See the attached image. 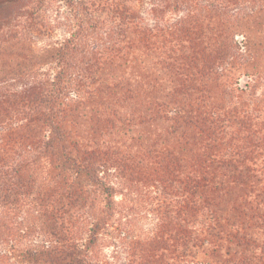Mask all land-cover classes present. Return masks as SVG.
<instances>
[{"label":"trees","instance_id":"16d2710c","mask_svg":"<svg viewBox=\"0 0 264 264\" xmlns=\"http://www.w3.org/2000/svg\"><path fill=\"white\" fill-rule=\"evenodd\" d=\"M128 1L42 0L40 5L27 8V29L10 28L0 36V106L12 108V132L22 127L18 126L17 117L30 124L44 125L46 129L37 127L39 132L27 129L30 136L22 138L32 144L33 150L35 147L39 150L33 163L39 156L51 162L44 166L45 175L39 182L31 174H20L16 168L13 170L15 174H9L6 182L0 181V204H8L14 193L20 194L22 190L28 197L33 195L34 203L31 201L30 207L33 206L37 214L32 218L22 216L20 223L25 228L22 229L24 237L35 238L32 245L18 247L16 243L0 237V264H94L89 256L91 245L97 239L101 226L107 224L115 212V187L107 176L112 169L107 167L108 162L97 165L95 153L80 150L77 143H73V148L81 156L72 154L65 143L69 135L66 136L63 129L66 118L75 115L68 112H74L85 86L89 81H97L94 80L97 72L93 69L99 63L104 64L102 60L112 61L124 49L130 52L139 42L146 48L161 45L163 50L170 51L172 59L173 54L179 52L175 62L186 61L185 64L197 67L202 64L201 75L204 77L207 76L206 70L215 66L217 73L231 66L243 69L247 75L257 79L262 78L258 69L264 60V17L260 16L264 11V0H151L147 15L142 11L145 0H139L136 6ZM18 2L20 0H0V29L6 25L5 11L12 15ZM53 2L58 3L56 15L63 20L59 24L65 27L67 34L62 40L43 47V55L38 56L33 48L34 38L52 32L46 15ZM99 8L109 9L114 18L112 24L102 22L99 26L95 22L92 13ZM169 12L178 18L171 17ZM38 18L44 22L35 23ZM130 30L136 34L137 42L129 38ZM238 36L242 37L241 41ZM212 46L216 47L214 52L208 53ZM248 69H252V74H248ZM152 86L155 85L149 80L139 88ZM172 89L180 95L181 90ZM142 91L145 97L151 98L146 90ZM159 107L160 116L152 113L153 117H145L144 121H170L178 129L198 125L206 129L210 122L211 127L207 131L201 129L203 133L225 130L233 112L234 116L239 114L235 108L224 116L215 113L201 118L200 114L186 112L180 106L172 110L167 104ZM244 117L251 120L250 113ZM252 141L248 142H251L248 147L236 145L222 157L210 159L222 167H234V174L209 173L201 167L200 174L188 176L186 183L176 175L168 174L172 176L168 180L171 185L174 182L180 184L175 190L180 194L182 190V195L175 198L176 195L168 193L163 198L161 216L168 225L175 224L179 231L171 240L176 243V248L183 249L180 264L199 263V255L209 260L205 264H234L236 259V264H247V257H238L239 250L232 246L244 251L251 244V238L248 239L246 234L239 237L241 231H246L245 221L255 222L256 227L261 220L264 221V186L257 175L250 174L251 169L247 165L246 150L254 146ZM128 167L125 164L124 168ZM246 191L256 193L255 209L245 207ZM94 193H99L104 203L103 216L97 218ZM238 199L244 203H238ZM237 219L241 221V231L233 224ZM78 222L90 223L89 236L85 240L75 236ZM261 231L264 235V229Z\"/></svg>","mask_w":264,"mask_h":264},{"label":"rangeland","instance_id":"374dc122","mask_svg":"<svg viewBox=\"0 0 264 264\" xmlns=\"http://www.w3.org/2000/svg\"><path fill=\"white\" fill-rule=\"evenodd\" d=\"M41 1L20 0L12 15L5 11L6 25L0 29V36L10 28H17L19 31L27 29L26 10L29 6L31 8L40 5ZM128 2L136 6L139 0ZM150 2L151 0L144 1V15H147V10L151 8ZM57 8L58 3L53 2L46 15L52 32L34 38L35 55L40 56L43 47L62 40L67 34L65 27L59 24V21L63 20L57 18ZM169 15L178 18L176 14L169 12ZM112 16L108 8L94 9L92 13L99 26H102V22L112 24ZM260 16L264 17V11ZM42 21L44 22V19L38 18L35 23ZM36 28L44 32L39 25H36ZM32 30L35 29L32 27ZM132 31H129V38L137 42V36L133 35ZM237 39L241 41L242 37L238 36ZM216 47L212 46L208 53H213ZM128 52L129 50L124 49L120 56L112 61L102 60L104 64L99 63V66L93 69L97 72L94 77L97 81H89L88 86H85L82 99L73 108L74 112H68L75 115L66 118L63 129L66 136L69 135L65 143L72 154L81 156L73 148V143H77L80 150L95 153L98 158L95 160L97 165L108 162L107 167L112 169L107 176L115 187V212L108 223L101 226L97 239L91 245L89 256L94 264H180L183 249L178 246L176 248V243L171 240L179 231L175 224L168 225V221L161 216L164 211L163 198L168 193L176 195L175 198L182 195V190L181 194L175 190L176 185L180 184L174 182L171 185L168 180H171L172 176L168 174L176 175L185 183L188 176L200 174L201 167L209 173L234 174V167L225 168L210 159L222 157V154L236 145L248 147L251 143L248 142L253 140L254 146L246 150L247 165L249 170L251 169L250 174L257 175L264 186V60L258 69L261 79L231 66L222 73H217L215 66L212 70H206L207 76L204 77L201 75L202 64L197 67L185 64L186 61L175 62L174 58L180 53L173 54L172 59L170 51L163 50L161 45L146 48L137 42L136 47ZM188 62L192 63L189 60ZM251 70H247L248 74H252ZM147 76H150V79ZM149 80H152L155 86L139 88L140 85L148 84ZM172 88L181 90L180 95L175 94ZM142 90H146L151 98L145 97ZM162 104H167L171 110L180 106L186 112L200 114L201 118L213 116L215 113L224 116L235 108H238L239 114L234 116L233 112V118L225 130L215 132L214 129L206 133L203 131L211 127L210 122L207 123L206 129L199 125L178 129V126L170 121L145 122L143 118H152V113L161 115L159 106ZM27 110L26 108L25 111ZM11 113L12 108L9 105L0 106V181L6 182L9 174H15L13 170L16 168L20 170V174H31L39 182L45 175L44 166H49L51 162L39 156L33 163L32 160L39 150L36 147L33 150L32 144L22 136H30L27 129L39 132L37 127L46 128L44 125L30 124L17 117L15 119L20 123L18 126L22 127L12 132ZM248 113L251 114V120L244 117ZM217 126L219 123L215 128ZM248 135H251L250 139L247 138ZM124 160L130 167L124 168ZM238 168L243 169L240 166ZM93 197L96 199L95 216L101 217L103 198L99 193H94ZM32 199L33 195L28 197L21 190L20 194L14 193L8 204H0V237L7 242L16 243L18 247L32 245V239H35L32 236L25 238L22 232L25 228L20 224L22 216L32 218L37 215L35 208L30 207ZM255 199V192L246 191L245 207L255 209ZM262 199L264 202V194ZM244 201L238 199L240 204ZM89 224L76 223V238H88ZM233 224L241 231L239 219L234 220ZM262 225L263 220L257 227L255 222L245 221L246 231H241L239 237L246 234L248 239L251 238V244L244 251L236 248V245L232 246L234 250H239L238 257H247V264H264ZM197 261L199 263L196 264H205L209 260L199 255ZM236 262L238 259L233 261L234 264Z\"/></svg>","mask_w":264,"mask_h":264}]
</instances>
